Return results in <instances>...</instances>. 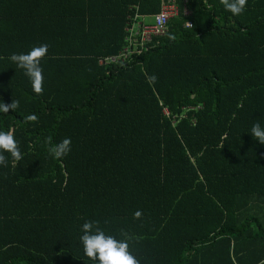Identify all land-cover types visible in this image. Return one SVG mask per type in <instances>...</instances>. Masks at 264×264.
<instances>
[{
    "label": "trees",
    "instance_id": "1",
    "mask_svg": "<svg viewBox=\"0 0 264 264\" xmlns=\"http://www.w3.org/2000/svg\"><path fill=\"white\" fill-rule=\"evenodd\" d=\"M161 2L0 0V102L19 101L0 131L23 153L0 165V264H97L85 221L140 264H264V0H175L139 53L129 24ZM41 44L37 95L10 56Z\"/></svg>",
    "mask_w": 264,
    "mask_h": 264
},
{
    "label": "clouds",
    "instance_id": "2",
    "mask_svg": "<svg viewBox=\"0 0 264 264\" xmlns=\"http://www.w3.org/2000/svg\"><path fill=\"white\" fill-rule=\"evenodd\" d=\"M220 4L225 10L231 12L233 15H241L246 8L247 0H219ZM159 23L163 25L165 20L159 19ZM189 27H192L188 23ZM170 40H175L176 37L168 34ZM48 53V45L41 44L40 46L33 47L27 53L12 54L10 60L15 65L24 71V74L30 79L33 92L37 95L43 93V70L40 62ZM157 77H149L150 83H155ZM19 107V101L13 100L11 103L0 102V113L7 114L14 111ZM38 117L35 114L26 117L27 122H36ZM251 135L264 144V127L259 122L252 125ZM46 143L50 145L48 151L53 158L60 159L67 156L71 151V139L64 138L59 143L52 145L51 138L46 139ZM223 145L221 146V148ZM10 153L13 161L17 164L23 159V153L20 151L18 142L14 137L12 130L0 131V165L7 167L8 161L3 153ZM142 213L136 211L134 218L139 219ZM83 235L80 236V241L83 245L84 254L97 264H140V261L130 252L129 242L134 239L127 232L121 230L123 240H118L112 235H106L105 231L99 226L97 221H85L82 225ZM138 239V238H137Z\"/></svg>",
    "mask_w": 264,
    "mask_h": 264
},
{
    "label": "built area",
    "instance_id": "3",
    "mask_svg": "<svg viewBox=\"0 0 264 264\" xmlns=\"http://www.w3.org/2000/svg\"><path fill=\"white\" fill-rule=\"evenodd\" d=\"M174 6L175 0H162L159 12L153 16L154 22L152 24L144 23V16L140 15L135 17V22L133 24H129L130 27L127 32L130 34V38L140 46L138 50L139 53L147 50L149 43L154 44V38L164 35L166 21L172 15L176 14ZM160 18L165 20L163 25L159 23ZM126 55L128 54L126 53ZM114 60L115 59L112 58V61ZM164 112L168 114L167 110Z\"/></svg>",
    "mask_w": 264,
    "mask_h": 264
},
{
    "label": "rangeland",
    "instance_id": "4",
    "mask_svg": "<svg viewBox=\"0 0 264 264\" xmlns=\"http://www.w3.org/2000/svg\"><path fill=\"white\" fill-rule=\"evenodd\" d=\"M152 21H154V20H152V19H148V20L146 21V23L151 24Z\"/></svg>",
    "mask_w": 264,
    "mask_h": 264
}]
</instances>
